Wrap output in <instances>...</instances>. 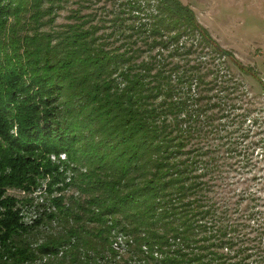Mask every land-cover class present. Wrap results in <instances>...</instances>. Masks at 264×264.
Masks as SVG:
<instances>
[{"label": "trees", "instance_id": "16d2710c", "mask_svg": "<svg viewBox=\"0 0 264 264\" xmlns=\"http://www.w3.org/2000/svg\"><path fill=\"white\" fill-rule=\"evenodd\" d=\"M64 1L0 0V264H264L262 233L244 240L209 194L217 158L196 141L227 104L180 38L254 71L181 0H126L140 21L111 10L109 32L80 10L42 30ZM43 183L49 210L26 222L8 191ZM45 219L62 230L33 246Z\"/></svg>", "mask_w": 264, "mask_h": 264}, {"label": "rangeland", "instance_id": "374dc122", "mask_svg": "<svg viewBox=\"0 0 264 264\" xmlns=\"http://www.w3.org/2000/svg\"><path fill=\"white\" fill-rule=\"evenodd\" d=\"M181 1L193 9L197 20L222 48L254 71L253 74L241 72L230 59L202 42L196 32L184 33L180 38L179 44L184 42L183 50L190 52L186 55L191 58L190 63L201 61L199 68L206 73L205 79L214 78L210 85L213 90L209 93L211 102H214L211 104H227L228 115L218 113L208 135H202L196 141L198 146L211 149L217 158L218 171L214 173V185L209 194L217 203L219 214L225 211L222 215L230 223L242 226L246 232L244 240H254L258 233H262L261 250L264 251V0ZM122 3L125 4L126 0H88L84 3L66 0L55 10L54 20L41 29L61 30L66 23L73 21L68 16L76 10L90 12L92 22L105 24L99 27L98 33L109 32L111 10L121 12L124 26L134 20L140 21L133 18L138 12L123 10ZM104 16L108 17L107 21L103 20ZM109 40L115 44L120 42ZM140 43L145 48L142 42L137 45ZM172 47L170 45L169 49ZM182 59L173 60L183 62ZM216 110L212 111L216 113ZM222 133L227 134L226 142ZM227 148L230 150L228 155ZM76 190L74 187L68 189L66 197L78 195ZM8 192L24 201L21 206L26 222H32L42 210H49L50 197L44 183L30 194L18 189ZM28 197L31 199L25 201ZM61 230L59 221L45 219L31 235L33 246Z\"/></svg>", "mask_w": 264, "mask_h": 264}, {"label": "built area", "instance_id": "2783aa9c", "mask_svg": "<svg viewBox=\"0 0 264 264\" xmlns=\"http://www.w3.org/2000/svg\"><path fill=\"white\" fill-rule=\"evenodd\" d=\"M61 157L63 158V155H61Z\"/></svg>", "mask_w": 264, "mask_h": 264}]
</instances>
